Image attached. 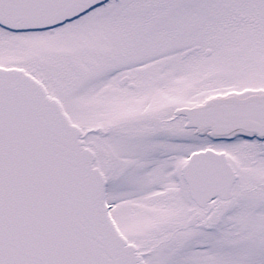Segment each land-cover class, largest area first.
Segmentation results:
<instances>
[{
	"label": "snow or ice",
	"instance_id": "1",
	"mask_svg": "<svg viewBox=\"0 0 264 264\" xmlns=\"http://www.w3.org/2000/svg\"><path fill=\"white\" fill-rule=\"evenodd\" d=\"M0 264H264V0H0Z\"/></svg>",
	"mask_w": 264,
	"mask_h": 264
}]
</instances>
